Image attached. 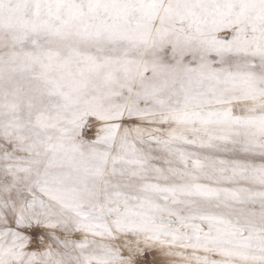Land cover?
I'll return each instance as SVG.
<instances>
[{
  "label": "snow or ice",
  "instance_id": "1",
  "mask_svg": "<svg viewBox=\"0 0 264 264\" xmlns=\"http://www.w3.org/2000/svg\"><path fill=\"white\" fill-rule=\"evenodd\" d=\"M0 264H264V0H0Z\"/></svg>",
  "mask_w": 264,
  "mask_h": 264
}]
</instances>
